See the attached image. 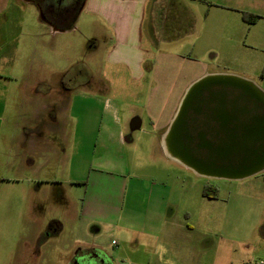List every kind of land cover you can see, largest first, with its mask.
<instances>
[{
  "label": "crops",
  "instance_id": "crops-1",
  "mask_svg": "<svg viewBox=\"0 0 264 264\" xmlns=\"http://www.w3.org/2000/svg\"><path fill=\"white\" fill-rule=\"evenodd\" d=\"M187 1L195 3V0H84L79 11L91 24H97L103 33L101 39L106 46L103 56L106 63L122 67L131 81L138 82L149 77L144 100L138 105L131 103L124 111L123 118L118 117L117 102L105 101L102 116H110L116 126V132L105 135V143L122 149L123 144L135 142L136 131L149 132L147 135L150 139L153 132L163 160L152 162V167L159 171L169 170L171 164L192 170L167 153L165 133L183 95L195 80L210 73L228 72L211 69L206 61L207 54L215 50L214 44L211 47L193 44L192 50H195L197 57L180 53L187 47V38L183 36L163 37L161 41L164 40L167 49L157 50L156 45H151V42L155 44L158 27H165L173 21L180 25L181 16L179 14L177 22L175 7L179 4L186 10ZM208 1L211 3L207 5L206 17L203 19L205 28L218 30L219 25H223L230 28L229 31H243L247 22L242 19L241 13L258 12L257 0L253 3L250 0ZM27 4L35 9V14L29 18L25 16ZM42 9V4L36 0H0V198L6 201L12 197L25 202L28 192L30 195L32 191L36 193L39 190L38 164L33 157L28 159L26 155L30 151L27 147L35 145L32 143L34 135L24 132H42L38 113L43 105L42 88L45 84L46 87H53L52 83H45L40 74V66L44 61L42 35L48 34L53 38L56 33L66 30L54 26L57 23L43 16ZM145 23L149 26L146 36ZM210 35L206 38H212L213 41L214 35ZM217 48L222 50L218 45ZM150 58L151 63H147ZM175 63L176 74L173 73ZM179 74L183 76L177 80ZM26 104H30L32 115H28L21 107ZM43 107L47 112L50 111V115L42 127L52 132L55 106L46 102ZM142 111L146 118L139 115ZM27 121L32 123L27 126L24 123ZM143 123L146 127H143ZM11 132L19 134L11 135ZM16 143L18 147L14 158L17 157V162L13 164L8 160L10 154L6 148ZM133 148L135 150V145L132 151ZM121 157L120 153L100 159L105 163L114 162L113 168L117 166L123 170L124 166L126 171L127 161ZM11 168L13 172L10 176ZM27 170L35 174L34 179L24 177L23 173ZM107 170H101L100 177L94 178L93 183H98L93 186L98 188L95 193L85 189L80 205L77 200L70 201L67 198L69 206L73 203L75 208V215L70 217L74 228H69L70 242L63 238V217L49 219L47 227L42 228L38 224L41 219L37 213L29 216L24 210L0 213V257L5 256L9 264H75L78 259L81 261L92 257L100 264H213L218 243L203 241V232L190 221L191 212L185 213L187 217L183 223L176 214L172 215L168 193L170 187L164 177H154L147 182L144 192L147 208L139 212L131 209L133 204L127 203L131 208L124 211L128 179L125 176L124 179L114 178L109 174L115 171ZM29 183L32 188H29ZM133 190L137 191V187ZM61 196L63 199L65 195ZM194 214L196 218H201L203 211L197 209ZM104 233L110 234L112 238L108 243V247L112 248L111 253L103 249L101 236ZM16 257H19L17 261Z\"/></svg>",
  "mask_w": 264,
  "mask_h": 264
},
{
  "label": "rangeland",
  "instance_id": "rangeland-1",
  "mask_svg": "<svg viewBox=\"0 0 264 264\" xmlns=\"http://www.w3.org/2000/svg\"><path fill=\"white\" fill-rule=\"evenodd\" d=\"M250 1L254 2V0ZM194 2L187 1L186 10L178 4L174 13L177 14V22L180 14V25H176L173 21L165 27L162 25L158 27V32L155 33V44L151 42V45L153 44L154 47L156 45L157 50L158 48L167 49L168 46H164V40L161 41L163 37L183 36L187 38V47H184L183 52L181 50L180 53L187 57L188 55L197 57L195 50H192L193 44L210 45L209 47L214 44L215 50L210 52L214 55L206 56L211 69L225 70L228 71L225 72L226 74L249 79L264 91V0H257L258 12L249 14L253 17L247 21L243 31L239 29L229 31L230 28L223 25H219L218 30L205 28L203 19L206 17L205 13L209 4L197 0ZM25 9L26 17L29 18L35 14L31 4L25 5ZM79 11L77 9L72 18L54 25L66 30L56 33L53 38L48 34H43L41 38L44 56L40 66L41 78L45 83L53 84L52 88L46 87V84L42 88L41 105L42 103L45 105L46 102L54 105L56 111L53 115L56 117L51 121L53 131L44 130L42 123L48 121L50 111L47 112L42 105V109L38 110L41 118L39 127L42 132H24L27 135H34L32 143L35 147L28 146L27 150L30 151H27L26 155L28 159L33 157L38 164L39 190L36 193L32 191L30 195L28 192L25 202L12 197L6 201L1 197L0 213L3 211L17 213L19 210H24L28 216L37 213L41 219L38 224L42 228L47 227L49 219L63 217V238L70 242L71 235L68 232L73 228L70 217L75 215V208L73 203L69 206L68 200L75 199L80 205L85 189L88 192L93 190L95 193L98 188L93 186L98 183H93L94 178L100 177L101 170L115 171L116 175L114 172L109 174L114 178L127 177L128 187L124 194V211L131 208V204H133L131 209L135 211L142 212L145 207L147 208L146 194H144L147 182L154 177H164L170 187L168 193L171 198L172 215L176 214L183 223L187 217L185 213L191 212L190 221L203 232V241L218 243L213 264H223V262L224 264L246 262L263 264L264 171L242 179L208 177L173 164L169 170L159 171L152 167V162L158 163L163 160L159 155L161 149L157 148L153 132L150 139L147 135L149 132L136 131L135 142L129 145L123 144L122 149L114 144L106 145L105 135L116 132V126L110 116L106 114L102 116L105 101L108 99V101L117 102L118 117L123 118L124 111L130 107L131 103L138 105L144 100L148 91L149 77H144L138 82L131 81L122 67L106 63L103 59L106 51L105 43L101 39L103 33L99 31L97 24H91ZM43 13L44 16L45 13ZM185 24L187 30L184 29ZM148 28V24L145 23L144 34ZM210 34L214 35L213 41L212 38H206L211 37ZM28 40H30L29 36ZM217 45L222 47V50L217 48ZM51 46L53 49L51 48L50 52ZM151 61L152 58L147 60V63ZM175 69L176 63L173 69V73L176 74ZM182 76L179 74L177 80H180ZM104 86L106 88H103ZM21 107L28 112V115L30 113L32 115L30 104ZM139 115L146 118L144 111L139 112ZM36 122L33 123L36 124ZM24 123L30 125L32 122ZM143 127L146 125L144 124ZM14 134L19 132H11V135ZM16 145L17 143L13 147L10 145L6 148L10 154L8 160L13 164L17 162V157L14 158L15 149L18 147ZM134 145L135 150L133 148L132 151ZM120 153L121 158L127 161L126 171L124 166L123 170L122 167L113 168L114 162L103 161L106 157L115 154L117 156ZM108 164L111 165L108 167L106 166ZM12 170L11 168L10 176ZM23 175L33 179L35 176L29 170ZM31 184L35 186L33 182ZM31 184L29 183V188L33 187ZM204 186L216 189L215 200H207L205 196L203 197ZM135 187L137 191L133 190ZM61 195H65L63 199ZM197 209L203 211L201 218L195 217L194 211ZM91 226L94 227V224L91 223ZM101 238L104 243L103 249L111 253L112 248L108 247L112 239L110 234L104 233ZM18 258L16 257V261ZM84 260L78 259L77 263L89 264L87 261L84 263ZM6 262V257L1 256L0 264H9Z\"/></svg>",
  "mask_w": 264,
  "mask_h": 264
},
{
  "label": "water",
  "instance_id": "water-1",
  "mask_svg": "<svg viewBox=\"0 0 264 264\" xmlns=\"http://www.w3.org/2000/svg\"><path fill=\"white\" fill-rule=\"evenodd\" d=\"M262 108L264 91L253 81L226 73L203 75L183 95L165 133V149L208 177L242 179L262 172ZM87 259L83 262L100 264Z\"/></svg>",
  "mask_w": 264,
  "mask_h": 264
},
{
  "label": "flooded vegetation",
  "instance_id": "flooded-vegetation-1",
  "mask_svg": "<svg viewBox=\"0 0 264 264\" xmlns=\"http://www.w3.org/2000/svg\"><path fill=\"white\" fill-rule=\"evenodd\" d=\"M42 4L46 17L50 18L57 24L60 21L72 18L75 11L80 10L83 5V0H36ZM43 13V14H44ZM262 113H264V108H262Z\"/></svg>",
  "mask_w": 264,
  "mask_h": 264
},
{
  "label": "trees",
  "instance_id": "trees-1",
  "mask_svg": "<svg viewBox=\"0 0 264 264\" xmlns=\"http://www.w3.org/2000/svg\"><path fill=\"white\" fill-rule=\"evenodd\" d=\"M201 1L210 4V2L208 0H201ZM241 16H242V19L244 21H246V22L248 20H250V18L253 17L252 15L250 16L247 12H242ZM215 192H216V189L215 188H211L210 186H204V188L202 190L203 196L208 197V198H215L216 197V193ZM243 264H251V263L246 262V263H243Z\"/></svg>",
  "mask_w": 264,
  "mask_h": 264
}]
</instances>
